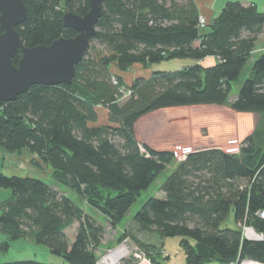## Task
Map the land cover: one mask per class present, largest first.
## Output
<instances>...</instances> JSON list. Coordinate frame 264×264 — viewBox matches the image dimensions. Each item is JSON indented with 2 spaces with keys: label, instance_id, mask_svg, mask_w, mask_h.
I'll use <instances>...</instances> for the list:
<instances>
[{
  "label": "trees",
  "instance_id": "obj_1",
  "mask_svg": "<svg viewBox=\"0 0 264 264\" xmlns=\"http://www.w3.org/2000/svg\"><path fill=\"white\" fill-rule=\"evenodd\" d=\"M24 3L28 18L17 30L30 47L74 36L77 31L64 26L63 15L67 10L85 15L90 9L89 0ZM102 11L70 86L37 84L14 101H0V146L42 158L60 183L117 226L141 191L175 159V149L142 146L135 131L139 117L160 107L226 103L232 82L251 58L252 73L230 105L264 115V53L254 57L264 35V12L228 2L203 28L195 0H105ZM213 56V65L201 62ZM180 57L194 63L137 77L130 86L119 74L136 63ZM178 162L162 184L164 198L153 196L135 214L141 228L163 238L181 235L186 264H222L237 256L264 262V240L244 239L239 226L246 223L264 234V218L257 214L264 209V144L249 137L239 155L220 147L195 149ZM0 187L13 192L1 203L0 229L8 239L0 241V254L11 240L29 237L70 264H96L105 226L65 190L34 176L2 172ZM104 190L115 193L104 195ZM231 209L237 229L221 226ZM77 222L70 241L66 229Z\"/></svg>",
  "mask_w": 264,
  "mask_h": 264
},
{
  "label": "rangeland",
  "instance_id": "obj_2",
  "mask_svg": "<svg viewBox=\"0 0 264 264\" xmlns=\"http://www.w3.org/2000/svg\"><path fill=\"white\" fill-rule=\"evenodd\" d=\"M207 20L206 25L207 26ZM203 26V28H205ZM256 53H264V35L257 43ZM194 59L171 58L158 62H149L147 65L136 63L129 70L119 72L127 85H131L137 77H149L158 70L174 71L182 67L191 65ZM205 65H213L208 61ZM253 58L247 63L241 75L232 82V90L229 100L224 104H193L171 107H160L150 111L138 118L135 123L136 136L143 145H148L156 150L178 149L179 155L175 154L172 164L168 165L163 172L159 173L150 187L143 189L137 196V200L132 204L129 213L117 226L112 225L107 217L90 205L88 200L82 198L76 191L60 183L54 176L53 168L45 163L34 153L27 149L15 152L6 151L0 146V172L9 175L34 176L45 180L49 184L65 190L67 195L77 202L84 211L88 212L97 221L105 226L100 248L97 249L98 256L121 243V238L129 237L132 242H137L141 246L148 245L146 250L154 256L155 261L161 264H186L185 251L181 246V235L166 236L165 238L156 230L142 229L140 224L134 219L135 214L142 209L143 204L150 198H164L161 190L163 182L171 175L176 168L178 161L182 159V148L191 147V151L206 150L208 148L220 147L227 151L230 148H237L238 151L231 152L239 155L240 147L247 143L249 137H253L258 145L264 144V115L254 111H239L232 108L230 102L236 97L244 81L252 73ZM128 98L120 99L124 103ZM235 140V142H231ZM142 149H144L142 147ZM114 194L113 191H103V194ZM12 194L8 189H0V200L5 202L6 198ZM1 212V203H0ZM222 227L237 229L234 210L231 209L229 217L222 223ZM79 222L66 229L70 241H73L77 234ZM7 235L0 229V241L7 240ZM144 245V246H145ZM161 250L169 255L164 258ZM38 260L52 264H70L63 256L51 252L48 246L37 243L29 237H22L11 240L9 250L1 252V262H12L16 260Z\"/></svg>",
  "mask_w": 264,
  "mask_h": 264
},
{
  "label": "water",
  "instance_id": "obj_3",
  "mask_svg": "<svg viewBox=\"0 0 264 264\" xmlns=\"http://www.w3.org/2000/svg\"><path fill=\"white\" fill-rule=\"evenodd\" d=\"M87 14L67 10L65 27L77 31L74 36H61L52 42L30 47L23 43L19 25L27 20L24 0H0V101H14L37 84L69 85L73 83L75 66L85 57L91 39L96 35L105 0H89ZM21 53L17 63L14 56Z\"/></svg>",
  "mask_w": 264,
  "mask_h": 264
},
{
  "label": "built area",
  "instance_id": "obj_4",
  "mask_svg": "<svg viewBox=\"0 0 264 264\" xmlns=\"http://www.w3.org/2000/svg\"><path fill=\"white\" fill-rule=\"evenodd\" d=\"M200 25H206V18L200 16ZM231 142H235L232 140ZM178 149H181L179 146ZM178 149H175V154L178 156ZM182 157L184 154H188L191 152V147L185 146L182 148ZM231 152L238 151L237 148H230ZM262 218H264V209L259 210L257 212ZM241 233L244 239L249 241H262L264 240V234L256 230V228L252 225H248L246 223H242ZM163 254V257L166 258L169 254L163 250L160 251ZM96 264H157L154 263L151 259L150 252L146 250V248L142 247L137 242H132L129 237L122 239L121 243L115 247H111L107 249L103 255H100L97 259ZM211 264H219L217 262H212ZM222 264H264V262L258 259H252L249 257H240L237 256L231 261Z\"/></svg>",
  "mask_w": 264,
  "mask_h": 264
},
{
  "label": "crops",
  "instance_id": "obj_5",
  "mask_svg": "<svg viewBox=\"0 0 264 264\" xmlns=\"http://www.w3.org/2000/svg\"><path fill=\"white\" fill-rule=\"evenodd\" d=\"M197 3V6L200 8V14L204 18H206L208 25L211 24L222 12L223 8L225 7L226 3L232 2V1H238L241 4L246 5H256L259 11L264 12V0H195ZM259 53H254V57L257 56ZM217 58L215 56L213 57H206L202 59L201 62L208 61L211 64L217 62ZM194 63V62H192ZM1 173V172H0ZM3 173V172H2ZM7 189L0 187V189ZM10 192L13 194L11 189L9 188ZM12 194L9 195L8 198H6L5 201L9 200V198L12 197ZM3 200H0V203H2Z\"/></svg>",
  "mask_w": 264,
  "mask_h": 264
},
{
  "label": "flooded vegetation",
  "instance_id": "obj_6",
  "mask_svg": "<svg viewBox=\"0 0 264 264\" xmlns=\"http://www.w3.org/2000/svg\"><path fill=\"white\" fill-rule=\"evenodd\" d=\"M0 34H1V27H0Z\"/></svg>",
  "mask_w": 264,
  "mask_h": 264
}]
</instances>
